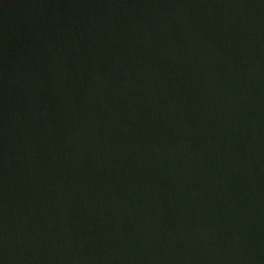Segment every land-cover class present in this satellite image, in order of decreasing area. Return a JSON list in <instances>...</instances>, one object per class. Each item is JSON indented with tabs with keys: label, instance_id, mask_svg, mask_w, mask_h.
Instances as JSON below:
<instances>
[{
	"label": "water",
	"instance_id": "water-1",
	"mask_svg": "<svg viewBox=\"0 0 264 264\" xmlns=\"http://www.w3.org/2000/svg\"><path fill=\"white\" fill-rule=\"evenodd\" d=\"M0 264H264V0H0Z\"/></svg>",
	"mask_w": 264,
	"mask_h": 264
}]
</instances>
